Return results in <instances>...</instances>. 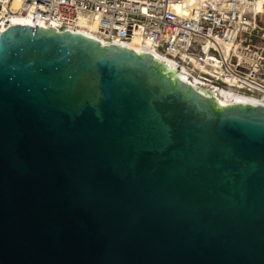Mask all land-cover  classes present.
<instances>
[{
  "label": "water",
  "instance_id": "95a60500",
  "mask_svg": "<svg viewBox=\"0 0 264 264\" xmlns=\"http://www.w3.org/2000/svg\"><path fill=\"white\" fill-rule=\"evenodd\" d=\"M0 29V264H264V95L141 36Z\"/></svg>",
  "mask_w": 264,
  "mask_h": 264
},
{
  "label": "built area",
  "instance_id": "2783aa9c",
  "mask_svg": "<svg viewBox=\"0 0 264 264\" xmlns=\"http://www.w3.org/2000/svg\"><path fill=\"white\" fill-rule=\"evenodd\" d=\"M16 18L138 35L204 74L264 95V0H0V29Z\"/></svg>",
  "mask_w": 264,
  "mask_h": 264
},
{
  "label": "bare ground",
  "instance_id": "6f19581e",
  "mask_svg": "<svg viewBox=\"0 0 264 264\" xmlns=\"http://www.w3.org/2000/svg\"><path fill=\"white\" fill-rule=\"evenodd\" d=\"M21 20L19 18L14 19V22H18V23H28V22H20ZM29 24V23H28Z\"/></svg>",
  "mask_w": 264,
  "mask_h": 264
}]
</instances>
